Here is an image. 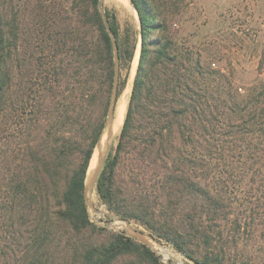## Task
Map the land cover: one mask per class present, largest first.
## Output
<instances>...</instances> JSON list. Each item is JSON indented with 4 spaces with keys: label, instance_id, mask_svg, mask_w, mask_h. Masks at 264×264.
<instances>
[{
    "label": "trees",
    "instance_id": "16d2710c",
    "mask_svg": "<svg viewBox=\"0 0 264 264\" xmlns=\"http://www.w3.org/2000/svg\"><path fill=\"white\" fill-rule=\"evenodd\" d=\"M98 1L0 0V264H162L124 231L86 235L105 230L89 218L84 179L114 71ZM129 1L139 59L100 199L195 263L264 264L246 253L255 217L239 197L264 189V81L237 86L178 41L185 0ZM104 10L119 93L138 38Z\"/></svg>",
    "mask_w": 264,
    "mask_h": 264
},
{
    "label": "rangeland",
    "instance_id": "374dc122",
    "mask_svg": "<svg viewBox=\"0 0 264 264\" xmlns=\"http://www.w3.org/2000/svg\"><path fill=\"white\" fill-rule=\"evenodd\" d=\"M103 1L104 7L114 11L121 33L123 34L129 25L138 38L132 60L128 67L121 70V78H125V84L120 88L117 100L119 95L123 94V111L120 123L112 136V150L117 143L127 96L138 64L140 23L129 0H119L120 3L116 0ZM173 26L178 41L185 40L194 50L200 49L203 59L213 61L214 67L230 73L237 86L247 88L256 81H264V0H185L183 10L173 20ZM239 197L249 202L248 208L255 217L251 229L255 230L254 235L250 237L248 232L249 234L242 238L246 241V253L255 261H264V189L255 184L253 188L241 189ZM91 201L93 208L88 207L89 218L93 225L105 229L103 232H87L86 235L91 240H100L109 233L125 232L124 223L110 218L105 213L108 209L100 199L96 187L92 190ZM240 208L243 209L244 206ZM130 226L150 237V247L159 256L162 264L182 261L194 263L175 250L170 243L151 238L152 235L144 226L134 221H130ZM240 247L242 248V245Z\"/></svg>",
    "mask_w": 264,
    "mask_h": 264
},
{
    "label": "water",
    "instance_id": "95a60500",
    "mask_svg": "<svg viewBox=\"0 0 264 264\" xmlns=\"http://www.w3.org/2000/svg\"><path fill=\"white\" fill-rule=\"evenodd\" d=\"M103 0L98 1V8L101 14V18L105 29L109 35L112 52H113V64H114V71H113V82L111 86L110 96L107 104L106 109V117L102 126V129L99 133L98 139L94 145L92 155L89 160L88 168L85 174L84 179V197L87 204V207H92L91 201V194L93 188L96 186V182L98 176L102 170L104 161L108 155V152L111 147V140H112V127H113V116H114V109L117 100V92H118V85H119V55H118V46L116 42L115 35L111 30L110 24L105 14ZM135 9V8H134ZM136 11V10H135ZM137 13V12H136ZM140 49V43H139ZM95 154V158L92 160V156ZM104 213V212H102ZM110 218L120 221L124 223L125 232L128 236L137 238L141 243L146 244L149 248L150 247V237L145 235L142 231L132 228L130 226V221L124 218H120L117 215L107 211L105 212ZM151 238H154L151 236ZM155 239V238H154ZM175 264H199V263H175Z\"/></svg>",
    "mask_w": 264,
    "mask_h": 264
},
{
    "label": "bare ground",
    "instance_id": "6f19581e",
    "mask_svg": "<svg viewBox=\"0 0 264 264\" xmlns=\"http://www.w3.org/2000/svg\"><path fill=\"white\" fill-rule=\"evenodd\" d=\"M118 3H120L119 0H116ZM123 94H120L118 97V100L115 105L114 109V119H113V127H112V136L115 132V129L117 128L118 124L120 123V120L122 118V111H123V104H122V97ZM95 158V154L92 156V160Z\"/></svg>",
    "mask_w": 264,
    "mask_h": 264
}]
</instances>
